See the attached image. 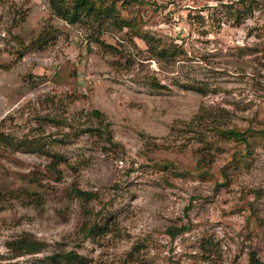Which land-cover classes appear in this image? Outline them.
<instances>
[{
	"label": "rangeland",
	"instance_id": "rangeland-1",
	"mask_svg": "<svg viewBox=\"0 0 264 264\" xmlns=\"http://www.w3.org/2000/svg\"><path fill=\"white\" fill-rule=\"evenodd\" d=\"M48 1L0 0V132L64 161L0 147V264H264V0H107L74 25Z\"/></svg>",
	"mask_w": 264,
	"mask_h": 264
},
{
	"label": "trees",
	"instance_id": "trees-1",
	"mask_svg": "<svg viewBox=\"0 0 264 264\" xmlns=\"http://www.w3.org/2000/svg\"><path fill=\"white\" fill-rule=\"evenodd\" d=\"M107 0H49V9L51 13L58 19L64 21L68 25H74L77 23H81L83 21H90L95 23H103L107 17L111 16V13L114 11V4L106 5ZM124 3L130 2L133 0H121ZM52 28L48 27V31L43 30L34 44L37 46H41L42 43L45 44L46 39L49 37L50 33L52 32ZM147 36L143 35L142 40L148 46L149 42L146 39ZM149 48V47H148ZM154 55L165 58L167 55H173L166 51V49H161V51L154 52ZM88 118H92L97 122L96 128H89L87 133L91 136H96L100 139H103L104 142L110 144L112 141V134L109 130V123L106 121L105 116L100 113L98 110H92L88 114H86ZM47 122H52L53 119L46 118ZM220 136L227 140H235L239 141L240 143H247L248 138H252L251 135L253 133L252 130H238V129H228V130H221L218 131ZM59 145L62 143V140L58 139L52 141ZM50 142V146H51ZM55 145V146H56ZM44 143H40L38 140L35 139H16L10 135H6L0 132V147L9 149L13 152H26V153H39L42 155L47 156L50 161L47 165V170L54 176H60L59 166L64 164L63 159L61 156L51 153V149L45 147ZM50 148V147H49ZM167 164L165 165V167ZM201 175H207V171H201ZM76 195L81 198H92L91 193L86 191H81L79 189H75ZM187 228L185 226L180 227H171L166 230V233L170 237H175L177 234L186 231ZM13 248L16 249L19 253H32L39 248L37 243L29 242L25 239H18L13 243ZM65 259L71 260L70 263L74 261H79V258L72 253H68L65 256ZM254 260V258H252ZM81 262V261H80Z\"/></svg>",
	"mask_w": 264,
	"mask_h": 264
}]
</instances>
